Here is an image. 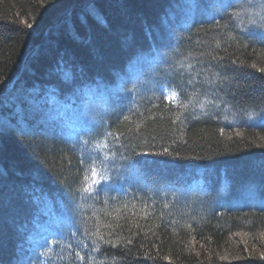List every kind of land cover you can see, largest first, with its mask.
I'll return each mask as SVG.
<instances>
[{
	"label": "trees",
	"instance_id": "trees-1",
	"mask_svg": "<svg viewBox=\"0 0 264 264\" xmlns=\"http://www.w3.org/2000/svg\"><path fill=\"white\" fill-rule=\"evenodd\" d=\"M257 3L0 0V264L54 216L60 264H264Z\"/></svg>",
	"mask_w": 264,
	"mask_h": 264
},
{
	"label": "snow or ice",
	"instance_id": "snow-or-ice-1",
	"mask_svg": "<svg viewBox=\"0 0 264 264\" xmlns=\"http://www.w3.org/2000/svg\"><path fill=\"white\" fill-rule=\"evenodd\" d=\"M229 7H234V2L223 5L224 14H227V10ZM253 7L255 9H258V10H254V11H249L248 9L243 10L245 12V14L248 16V19H247V21H244L243 18H241V23L238 26L244 28L245 33L249 37L254 38L256 42L264 44V0H259V3L255 4ZM231 15L234 18V17L239 16L240 13H239V11H234ZM25 24H27V21H25ZM246 25H247V27H246ZM27 26L31 27L30 24H27ZM233 63H235V61H233ZM251 67L255 68L256 65L253 64V65H251ZM259 71L264 72V68H260ZM217 75H219V74H217ZM191 83H192V81H189V84H191ZM176 95H177V93L175 91H173L171 94L166 95L165 98L169 101H173L175 99ZM262 118H264V116H262ZM124 119H128V117H124ZM107 135H112V134L108 133ZM85 143H87V142H85ZM100 147L101 146L99 144L96 145L97 150H100ZM164 151H165V153H167V149H165ZM142 155H144L145 159H147V154H142ZM176 155L179 156V153H176ZM120 159L123 161H129L131 158L121 154ZM90 172H91V183L88 187L85 188L86 192L91 193L93 191V188L96 185H99L102 183L105 185V187L108 190L124 191L122 186L118 187L114 181L111 185H109L108 181H109L110 177L107 175L100 174L97 167L95 166V163H93V166L91 167ZM116 179H119V176H117ZM88 181H89V178L87 175H85V183L88 184ZM164 194H166V193H164ZM164 206L167 207L168 205L165 204ZM125 207H127V205H125ZM73 215H76L75 209H73ZM84 234L89 235V232H88V229L86 226H85ZM73 235H75V233H73ZM90 235L99 236V227H97V230L95 233H91ZM99 238L103 239L102 236H100ZM108 243H111V241H108ZM128 243H131V241H128ZM85 247H87V245H85ZM49 252H50V249L44 251L42 253V255L47 257L49 255ZM76 256L80 260L84 259V257L81 256L79 252L76 253ZM145 256L147 257L148 253H145ZM260 257L264 258V253H261ZM149 258H151V257H149ZM225 258L226 257H221V259H225ZM164 259H168V257H165Z\"/></svg>",
	"mask_w": 264,
	"mask_h": 264
},
{
	"label": "rangeland",
	"instance_id": "rangeland-1",
	"mask_svg": "<svg viewBox=\"0 0 264 264\" xmlns=\"http://www.w3.org/2000/svg\"><path fill=\"white\" fill-rule=\"evenodd\" d=\"M171 93V91H168L165 94L169 95ZM99 185H96L93 190ZM68 229V223L60 216H54L48 221L33 240L32 264H60L62 260V249L66 245L63 240L65 237L64 234ZM49 249L50 252L47 257L42 255L44 251Z\"/></svg>",
	"mask_w": 264,
	"mask_h": 264
}]
</instances>
